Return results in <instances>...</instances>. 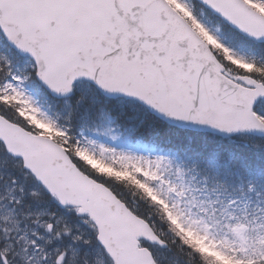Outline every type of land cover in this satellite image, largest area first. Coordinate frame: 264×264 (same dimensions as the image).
<instances>
[{
  "label": "snow or ice",
  "instance_id": "snow-or-ice-1",
  "mask_svg": "<svg viewBox=\"0 0 264 264\" xmlns=\"http://www.w3.org/2000/svg\"><path fill=\"white\" fill-rule=\"evenodd\" d=\"M0 264H264V0H0Z\"/></svg>",
  "mask_w": 264,
  "mask_h": 264
}]
</instances>
